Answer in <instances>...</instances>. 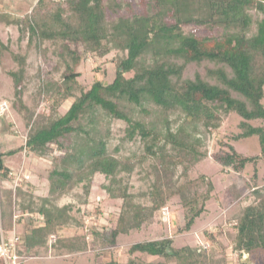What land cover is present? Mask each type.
<instances>
[{"label": "trees", "instance_id": "trees-1", "mask_svg": "<svg viewBox=\"0 0 264 264\" xmlns=\"http://www.w3.org/2000/svg\"><path fill=\"white\" fill-rule=\"evenodd\" d=\"M0 22L17 26L20 38L27 32L28 45L50 40L65 66L58 80L39 87L50 105L36 115L24 145L0 152V182L12 180L5 155L25 149L52 163L46 195L34 196V185L22 178L14 189H0V234L9 238L16 225L20 256L40 258V251L47 249L86 250V234L56 235L75 220L74 203L58 201L78 184L86 198L96 173L106 180L101 186L108 198L121 200L114 228H90L89 237L98 247L115 246L120 233L151 220L173 196L184 210L180 230H189L204 211L214 183L205 174L179 183L175 170L182 166L184 175L208 155L207 137L224 121L218 107L240 118L232 140L256 136L260 147L259 154H242L218 139L220 149L212 157L220 171L242 173L264 159V0H36L23 15L10 14L0 5ZM80 46L100 56L116 52L110 82L97 79L88 88L77 82ZM13 56L20 66L10 74L21 100L26 59L19 53ZM67 99L72 100L63 114L48 115L47 110L55 112ZM18 110L27 111V122L32 119L25 105L20 103ZM114 119L125 127L121 143L112 146ZM136 167L151 176L147 206L137 201L127 181ZM251 187L256 199L235 216L233 248L247 254L240 264H264V192ZM32 213L39 218L28 217ZM205 235L208 242L216 239L210 232ZM127 252L126 263L110 259L103 264H155L136 258V252L176 264H213L204 248H177L171 237L133 243Z\"/></svg>", "mask_w": 264, "mask_h": 264}, {"label": "rangeland", "instance_id": "rangeland-1", "mask_svg": "<svg viewBox=\"0 0 264 264\" xmlns=\"http://www.w3.org/2000/svg\"><path fill=\"white\" fill-rule=\"evenodd\" d=\"M36 0H0L2 9L10 14L23 15L29 13L31 6ZM62 1V0H59ZM137 3V2H136ZM137 7V5H135ZM257 18L258 14L251 11ZM190 27H188L189 29ZM254 27L252 28V31ZM28 34L19 37L18 27L12 24L0 22V41L4 47L0 48V107L4 106L0 115V152L6 153L10 149L23 146L26 136L30 130L31 123L40 111H45L50 105L44 90L38 93L39 87L42 89L46 82L58 80L64 70V63L53 52V44L50 40H42L27 44ZM6 47V48H5ZM80 61L75 67L77 71V82L84 88H88L94 80H101L108 83L113 78L115 72V51H110L105 55H98L84 52L79 47ZM25 55L23 77L21 80V100L15 96V87L11 71L19 70L20 63L14 59V54ZM40 94V95H39ZM20 100V101H19ZM72 99L64 101L54 112L47 110L48 115L55 116L63 114ZM264 104V99H263ZM20 103L32 111V119L27 122L26 112L19 111ZM221 113L224 121L220 129L208 135L206 149L208 155L201 161L195 163L182 175L183 168L178 166L175 174H179V183H187L189 180L196 179L200 174L209 176L213 181V190L209 200L205 202V209L196 218L189 230H180L185 223L184 210L180 204L178 196L171 197L161 212L155 213L151 220L141 224L137 229H130L125 233H120L117 237L115 246L100 248L89 237L90 228L95 225L102 230L114 228L117 216L121 207L120 199L108 198L101 184L106 182L103 175L96 173L92 177L90 192L85 198L80 184L64 194L58 201L59 205L74 203L72 214L75 218L71 224L60 227L56 235L71 237L74 235L86 234L88 247L84 251L53 253L41 250L40 258H31L23 261L22 264H103L110 259L119 263H126L129 259L128 248L136 242L163 237H171L173 245L177 248L182 246L202 247L213 259V264H240L247 257V254L239 255L233 248V238L235 229L233 223L239 210L252 203L256 199L253 192L254 186L260 192H264V159H260L255 169L252 165L248 166L244 172L236 173L233 171L221 172V166L213 159V154L220 149L219 140L229 141L235 149L242 154H259L260 147L256 136L232 140L231 135H235L239 130L237 123L240 120L238 115L227 113L223 109H217ZM34 111V112H33ZM46 113V114H47ZM30 115V114H29ZM253 124L260 121H253ZM125 123L121 120H112V138L110 144L115 146L120 142L124 135ZM130 146V144H126ZM121 149L120 153H126ZM223 151L225 148L222 149ZM5 164L10 168L11 181L0 182L1 187H12L20 185L21 178L28 184H33L35 189L34 196H44L48 192L47 176L52 167L49 158L37 154H31L23 149L12 155L3 156ZM146 162V168L148 169ZM255 172V174H254ZM10 175V174H9ZM144 170L136 167L134 172L129 175L128 183L130 191L137 194V201L143 205H149L147 195L148 182ZM255 175V176H254ZM18 176V178H17ZM27 184H22L27 188ZM193 189L192 187L190 190ZM199 190H204V186H199ZM17 208L14 207L13 213ZM28 217H38L36 213L29 214ZM21 230V229H20ZM17 230V231H20ZM206 232H210L215 237L214 242L206 240ZM21 232V231H20ZM50 241V239H49ZM136 258L155 264H176L163 257L151 256L142 253H134Z\"/></svg>", "mask_w": 264, "mask_h": 264}, {"label": "built area", "instance_id": "built-area-1", "mask_svg": "<svg viewBox=\"0 0 264 264\" xmlns=\"http://www.w3.org/2000/svg\"><path fill=\"white\" fill-rule=\"evenodd\" d=\"M4 106H1V109L3 110ZM10 174L14 175V173L10 172ZM16 176V175H14ZM18 178V176H17ZM17 216L14 215V222H16ZM1 233V232H0ZM55 239V236L52 235L50 237V242H53ZM19 236L14 229L10 233V237L5 239L2 234H0V257L3 259L4 264H20L23 261H26L28 259H31L33 257H24L20 256L17 251V246L19 244Z\"/></svg>", "mask_w": 264, "mask_h": 264}, {"label": "crops", "instance_id": "crops-1", "mask_svg": "<svg viewBox=\"0 0 264 264\" xmlns=\"http://www.w3.org/2000/svg\"><path fill=\"white\" fill-rule=\"evenodd\" d=\"M15 228H16V225H15ZM17 229H18V230H20V229H21V227L18 225V226H17Z\"/></svg>", "mask_w": 264, "mask_h": 264}]
</instances>
